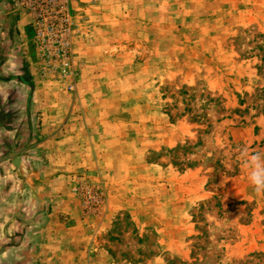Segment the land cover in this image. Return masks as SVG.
Returning a JSON list of instances; mask_svg holds the SVG:
<instances>
[{
  "label": "rangeland",
  "instance_id": "1",
  "mask_svg": "<svg viewBox=\"0 0 264 264\" xmlns=\"http://www.w3.org/2000/svg\"><path fill=\"white\" fill-rule=\"evenodd\" d=\"M6 12L19 63L9 74L55 82L45 91L70 96L89 124L104 114L108 138L122 142L103 151L118 159L98 158L93 176L72 180L71 189L103 193L95 207L72 192L94 248L110 257L97 264H264V190L251 180L264 170V0H7ZM65 16L68 30L54 43L60 49L66 35L69 67L50 39L39 40ZM148 130L151 149L134 142ZM122 171L170 174L157 197L172 204L151 212L164 232L111 211L105 179Z\"/></svg>",
  "mask_w": 264,
  "mask_h": 264
},
{
  "label": "crops",
  "instance_id": "2",
  "mask_svg": "<svg viewBox=\"0 0 264 264\" xmlns=\"http://www.w3.org/2000/svg\"><path fill=\"white\" fill-rule=\"evenodd\" d=\"M6 2L0 0V9ZM11 15L6 12L0 17L5 23L0 29V55L4 58L0 64L5 73L0 76V264L108 261V253L93 246V230L80 219L71 186L77 174L93 176L98 158H105V165H110L109 157L118 159L122 153L103 151L113 142L117 146L122 142L119 136L108 138V129L102 123L104 114L98 112L94 117L98 124H89L88 115L81 117L72 111L70 96L46 92L45 88L55 82L40 80L34 72L32 80L9 74L13 69L8 64H19L9 55L13 33L6 24ZM14 83L18 87L13 93ZM148 134L138 132L134 142L151 149L157 144L156 133L148 130ZM156 173L122 171L112 179L107 176L105 183L109 185L112 212L129 213L139 229L152 227L164 232L162 220L151 212L170 208V198L157 197V187L165 189L172 179L167 172L160 176ZM126 185L133 193L130 190L126 196L117 197V190ZM163 192L168 194L167 190Z\"/></svg>",
  "mask_w": 264,
  "mask_h": 264
},
{
  "label": "built area",
  "instance_id": "3",
  "mask_svg": "<svg viewBox=\"0 0 264 264\" xmlns=\"http://www.w3.org/2000/svg\"><path fill=\"white\" fill-rule=\"evenodd\" d=\"M43 20L47 21V19L44 17H43ZM61 21L65 23L63 26L60 25ZM58 23H59V26L58 25L57 26H54V25L51 26L48 22L46 23L47 25H45V27L41 31V37L39 38V40L41 41L42 44L47 43L48 39H50L51 42L54 44V48L55 49L57 48V45L54 43V40L61 33L66 32V30H68L67 26L69 23V18L65 16L63 19L59 20ZM64 35L65 34H63V36ZM64 40H66V42L61 43V46H60L61 48L56 49V54L60 57L61 63L63 64V66L69 67L71 64V61L67 57H68L70 43L66 39V35L64 36L63 41ZM64 67L61 66V69L63 70ZM97 190L98 189L95 188L94 186L86 185V184H79L72 189V192L79 199L83 197L84 200L87 201V203H86L87 205L98 207L100 204L103 203L104 200H103V193L102 192L96 193ZM79 201H81V200H79Z\"/></svg>",
  "mask_w": 264,
  "mask_h": 264
},
{
  "label": "clouds",
  "instance_id": "4",
  "mask_svg": "<svg viewBox=\"0 0 264 264\" xmlns=\"http://www.w3.org/2000/svg\"><path fill=\"white\" fill-rule=\"evenodd\" d=\"M256 160V157H253ZM251 180L256 185V191L261 192L264 190V170H257L251 174Z\"/></svg>",
  "mask_w": 264,
  "mask_h": 264
}]
</instances>
